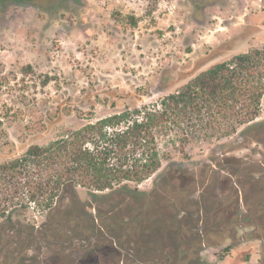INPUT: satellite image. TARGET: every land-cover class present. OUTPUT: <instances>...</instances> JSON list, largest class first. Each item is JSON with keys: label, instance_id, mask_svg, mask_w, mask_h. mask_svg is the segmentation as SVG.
I'll return each instance as SVG.
<instances>
[{"label": "rangeland", "instance_id": "1", "mask_svg": "<svg viewBox=\"0 0 264 264\" xmlns=\"http://www.w3.org/2000/svg\"><path fill=\"white\" fill-rule=\"evenodd\" d=\"M263 45L264 0H169L154 6L147 0H0V163L91 119L154 103L212 65ZM258 122H264V102ZM245 129L220 140L192 142L186 155L163 146L159 173L138 185L131 183L130 191L93 197L79 188V198L89 202L87 210L93 214L144 213L148 221L155 210L143 212L144 204L147 199L148 204H157L152 198H159L164 205L157 210L166 211L169 220L174 215L172 222L187 225L199 240L202 228L193 227L200 217L195 203L202 208L207 199L211 201L221 174L234 168V161L228 165L221 158L235 156L251 163L264 156V146L243 141ZM169 162L185 168L195 180L213 171L214 190L208 195L192 189L182 205L168 208L163 202L167 179L160 173ZM174 181L178 188L181 182ZM157 184L167 187L152 194ZM135 187L138 192L132 191ZM183 206L186 210L179 211ZM12 215L33 226L46 219L35 208ZM173 223L148 224L137 239H125L120 245L101 228L89 241H76L80 248H94L90 254L78 252L82 256H76L75 264H113L117 252L139 256L151 239L160 250L184 249L183 260L201 252L202 264H250L262 256V239H242L248 229L218 231L208 235V245L200 248L188 246L189 240L184 244Z\"/></svg>", "mask_w": 264, "mask_h": 264}, {"label": "trees", "instance_id": "2", "mask_svg": "<svg viewBox=\"0 0 264 264\" xmlns=\"http://www.w3.org/2000/svg\"><path fill=\"white\" fill-rule=\"evenodd\" d=\"M147 1L154 6L169 0ZM263 102L264 45L212 65L154 103L91 119L46 144H33L22 155L1 162L0 264H75L76 256H82L78 252L90 254L94 248L84 244L80 248L76 241H89L103 227L113 243L120 245L124 227L135 234L144 227L143 222L170 225L166 211L157 210L164 205L159 198H152L157 204H148L149 199L144 204V208L155 210L151 221L141 213L127 220L89 212V202L80 200L79 188L87 189L93 197L104 192L130 191L131 183L138 185L159 173L165 158L163 146L175 147L186 155L192 142L231 137L244 126L243 141L264 146V122H258ZM221 161L228 165L234 161V168L223 176L222 180L228 182L222 183L214 198L202 206L204 214L199 212L201 205L195 203L200 217L193 227L216 225L218 231L243 228L248 230L242 239L264 241V156L251 163L235 156H224ZM184 171L169 162L160 177L174 186L173 181L183 179ZM166 187L157 184L151 193ZM132 191L139 190L135 187ZM179 194V200L185 199ZM31 208L46 214L42 224L33 226L13 218L15 211ZM185 210L183 206L179 211ZM173 226L180 228L185 244L183 225ZM35 249L41 254L35 255ZM179 252L176 258L162 263L202 264L201 257L183 260L186 251ZM113 264L127 263L118 259Z\"/></svg>", "mask_w": 264, "mask_h": 264}, {"label": "flooded vegetation", "instance_id": "3", "mask_svg": "<svg viewBox=\"0 0 264 264\" xmlns=\"http://www.w3.org/2000/svg\"><path fill=\"white\" fill-rule=\"evenodd\" d=\"M222 179H223V174H221L220 179L215 183L214 182L215 181L214 180V173L211 170H208V172H205L203 174V178L202 179L200 178L199 180H195V178L192 179L188 175L185 174L183 176V179L178 178V181L181 182V184L178 187L179 191L176 190L175 186L171 185L170 183L168 184L166 198H165L164 201L169 202L168 203V208L169 207H172L173 204H176L178 206L180 202H182V203L184 202V198H183V200H179L178 199L179 198L178 195H180L179 193L183 194V197L188 198L189 196H191V194L189 196H186V195H188L189 193H192V189H195L196 187L199 188V192H203V193L205 192V193H207L209 195V192L211 191L210 189H213V187H215L214 186V183H215V185H216L217 188H216V190H214V189L213 190L216 191V192H218L219 189H220V187L222 186ZM174 182L175 181H173L172 184H174ZM194 183L196 184V187H193L194 186ZM207 201H208V199H207ZM199 210H200L199 212L201 214H204V212H205L204 211L205 210L204 207L200 208ZM142 211L143 212H146V211H148V209L147 208H143ZM99 213L100 212L97 211L95 213V215H98ZM138 214H140V213L131 214L129 216H127V215H120V217L126 218L128 220V219H131V217L139 216ZM169 214H170V212H169ZM171 216H172V218L174 217V215H171ZM142 217L144 218V213L142 214ZM172 221L174 222V220H169V224L170 223H173ZM148 224L155 225L154 222H151V223H148V222H145L144 223L143 222V226L144 227H142V229H139V231L136 232L135 234H133L130 231V228L129 227H126L124 229V232H123L124 241H125V239H126L127 242L128 241H132L133 239H137V237L139 236V234L142 233V230L146 226H148ZM173 229H175V227H173ZM102 230L105 231L106 228L103 227ZM183 230H184V233H183L182 236H184L185 239H187V241L189 240L188 246H190L192 244H195V245L197 244L200 248L208 245V243L206 241L207 238H208V235H213L214 233L216 235L218 234V227L216 225H210L209 227L203 228L201 230V232H200L201 239H199V240L195 238L193 230L191 228H188L187 225H184L183 226ZM108 237L111 240V236L109 235ZM156 242H157L156 240H152V239L150 241H148L147 242V245L148 246L145 249L144 248L141 249L143 251H141L139 253V256H136V255H134L132 253L126 252L129 255V257L126 258V260H125L122 257H127L128 255L126 256V254H123L124 256H121V253L117 252V254H119L120 256L117 255V258L116 259L117 260L120 259L123 262H126L127 264H129V262H131V261H134V262L135 261H137V262H140L141 261L142 264H163L162 263L163 261H165L167 259H174L180 253L179 251L177 252V251H171V250H170V252H167V251H163L162 252L159 249V247L155 246ZM125 246H126V244H125ZM200 248H198V249H200ZM198 249H196V250H198ZM186 253L187 252H184V254H182V255H185ZM200 253L201 252L197 253V256L198 257H201L200 256L201 255ZM131 264H134V263L132 262Z\"/></svg>", "mask_w": 264, "mask_h": 264}, {"label": "crops", "instance_id": "4", "mask_svg": "<svg viewBox=\"0 0 264 264\" xmlns=\"http://www.w3.org/2000/svg\"><path fill=\"white\" fill-rule=\"evenodd\" d=\"M250 240V239H249ZM251 240H258V238H256V239H251ZM261 240V239H260ZM246 240H244L243 242H245ZM224 241L222 240H220V243L222 244ZM210 247H213V246H210ZM261 251H262V256H260L259 254H258V256H257V258H256V260H252V262L250 263V264H260V263H262L263 261H264V242H262V246H261Z\"/></svg>", "mask_w": 264, "mask_h": 264}]
</instances>
